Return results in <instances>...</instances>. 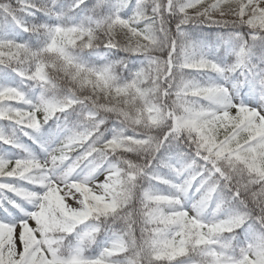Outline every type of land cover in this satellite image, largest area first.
I'll return each mask as SVG.
<instances>
[{
    "label": "snow or ice",
    "instance_id": "snow-or-ice-1",
    "mask_svg": "<svg viewBox=\"0 0 264 264\" xmlns=\"http://www.w3.org/2000/svg\"><path fill=\"white\" fill-rule=\"evenodd\" d=\"M0 264H264V0H0Z\"/></svg>",
    "mask_w": 264,
    "mask_h": 264
}]
</instances>
